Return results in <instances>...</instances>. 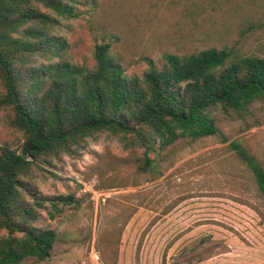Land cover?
Wrapping results in <instances>:
<instances>
[{
	"label": "rangeland",
	"instance_id": "rangeland-1",
	"mask_svg": "<svg viewBox=\"0 0 264 264\" xmlns=\"http://www.w3.org/2000/svg\"><path fill=\"white\" fill-rule=\"evenodd\" d=\"M188 1L98 0L62 33L77 61L118 38L129 72L144 57L213 46L264 57V0ZM216 127L217 136L148 153L149 165L142 148L106 133L62 158L36 185L72 203L53 220L42 214L56 233L50 256L20 264H264V198L249 166L264 169V98L217 113ZM17 138L0 115V143Z\"/></svg>",
	"mask_w": 264,
	"mask_h": 264
},
{
	"label": "trees",
	"instance_id": "trees-1",
	"mask_svg": "<svg viewBox=\"0 0 264 264\" xmlns=\"http://www.w3.org/2000/svg\"><path fill=\"white\" fill-rule=\"evenodd\" d=\"M97 3L0 0V115L18 134L0 143V264L50 256L56 233L42 214L53 220L72 197L45 195L36 182L88 140L106 133L124 148H142L149 165L148 153L217 136V113L264 98V57L223 47L144 57L146 66L129 72L119 39H102L77 61L62 32ZM249 166L264 198V169Z\"/></svg>",
	"mask_w": 264,
	"mask_h": 264
}]
</instances>
